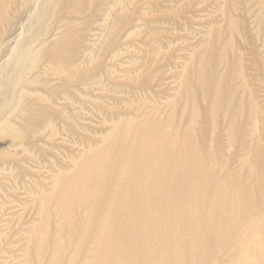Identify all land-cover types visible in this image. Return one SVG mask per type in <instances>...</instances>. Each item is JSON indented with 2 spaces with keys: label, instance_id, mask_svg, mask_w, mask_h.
Instances as JSON below:
<instances>
[{
  "label": "rangeland",
  "instance_id": "374dc122",
  "mask_svg": "<svg viewBox=\"0 0 264 264\" xmlns=\"http://www.w3.org/2000/svg\"><path fill=\"white\" fill-rule=\"evenodd\" d=\"M143 121L187 133L212 176L181 180L205 196L146 207L115 260L98 225L116 192L81 167L126 155L122 132ZM184 251L264 264V0H0V264Z\"/></svg>",
  "mask_w": 264,
  "mask_h": 264
},
{
  "label": "bare ground",
  "instance_id": "6f19581e",
  "mask_svg": "<svg viewBox=\"0 0 264 264\" xmlns=\"http://www.w3.org/2000/svg\"><path fill=\"white\" fill-rule=\"evenodd\" d=\"M136 130L137 132L133 133L130 130L122 132V136L128 141L126 155L119 156L122 153L115 148V158L109 161L107 151L101 150L94 159L88 163L86 161V165H81V171H87L85 173L94 178H102L114 193H123H115L113 206L106 209L105 219L98 225L101 239L106 242L105 247L100 244L101 250L106 256H113L115 260L123 249L125 250L121 242L124 240V244L128 245L132 239L124 237L121 240L122 230L136 227L146 207L152 204L166 207L177 201L181 203L189 193L197 198L205 196V184H187L181 180L199 173V176L203 177L212 176L209 164L204 171H199L194 166V158L200 155L201 151L194 147L187 133L165 135L157 122L150 121H143ZM120 159H123L122 165H118ZM141 185L147 187V194L151 192L147 198L141 197ZM160 216L163 220L166 218L165 214ZM186 218L191 221L192 212H186ZM190 248L194 249V245ZM161 250L163 255L170 253L165 244ZM188 255L189 252L184 251L171 255L169 259L171 258L170 262L173 264H184ZM113 263L115 262L112 260L111 264Z\"/></svg>",
  "mask_w": 264,
  "mask_h": 264
}]
</instances>
